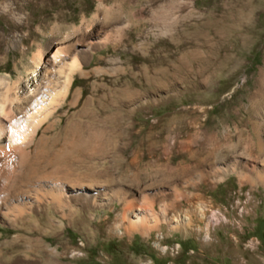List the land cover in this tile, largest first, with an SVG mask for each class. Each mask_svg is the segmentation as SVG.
Segmentation results:
<instances>
[{
    "label": "rangeland",
    "instance_id": "obj_1",
    "mask_svg": "<svg viewBox=\"0 0 264 264\" xmlns=\"http://www.w3.org/2000/svg\"><path fill=\"white\" fill-rule=\"evenodd\" d=\"M73 55L80 69L67 102L80 89L76 105L63 103L35 133L8 119L51 154L74 123L104 128L107 145L84 159L101 174L65 185L64 216L29 195L16 218L1 201L0 264H264V185L252 171L264 169V0H0V100L42 68L58 90ZM122 88L137 95L120 100ZM2 161L0 197L13 175ZM124 199L187 224L116 232Z\"/></svg>",
    "mask_w": 264,
    "mask_h": 264
},
{
    "label": "bare ground",
    "instance_id": "obj_2",
    "mask_svg": "<svg viewBox=\"0 0 264 264\" xmlns=\"http://www.w3.org/2000/svg\"><path fill=\"white\" fill-rule=\"evenodd\" d=\"M200 53L201 52H190L188 55L189 60L199 59ZM59 55L60 54L56 52L52 55V61L54 63L59 62ZM33 61L35 69L42 67L40 59L36 58ZM63 68L60 72L64 71ZM67 68L64 82L58 90H56L57 86L55 83L51 81L49 75L50 69L42 68L38 75H36L37 77L35 76V79L25 84V89L14 91L12 88L7 89L6 87L2 99L0 100V156L3 158L1 167L5 172L13 173L11 176H5L6 186L2 193L3 195L0 197V204L2 202L5 203L6 200H10V205L6 208L8 211H11L16 218L29 211L32 205L30 198L34 199L32 201L37 203L49 204L53 208L61 211L63 216L66 215L65 209L68 208V204L65 200L67 191L65 185L71 189L81 188V186H86V184H84L85 182L93 181L101 174L97 175L96 168L93 169L97 165L85 164L84 159L86 156L93 155L95 152H101L105 145H107L105 138L106 131L104 128L74 123L72 125L74 131L72 132L71 138L60 147L59 151L53 154L49 153L47 150L48 145L43 142H39L35 145H31L29 141L25 142L26 129H17L20 125L19 127L21 128L28 127V132L35 133L39 125L44 122L50 114L57 112L58 108H60L63 103L67 102L70 88L73 84L72 74L77 68L80 69L79 59L76 55L72 56V62ZM20 81L21 77L13 83L17 85ZM81 94V90L77 89L67 104L69 106L76 105L81 98ZM136 95L137 92L135 90L131 88H122L118 95V99L122 100L126 97L133 99ZM8 102L13 103V105L10 106L11 114L8 113L6 109L7 106H5ZM10 116H13L16 123L18 122L19 125L16 126L17 128H15L13 124L15 122H10L12 118L9 121L8 118H10ZM7 129H9L8 134ZM55 146L57 145L52 144L49 148ZM14 152H17V158H15ZM243 166L248 167V163L244 162ZM16 167H18L19 170L16 169ZM255 167L256 166H252L254 178L261 181L264 185V169H256ZM230 169L237 174L238 178H245V180L246 178L250 179L249 175L239 169L236 164H232ZM39 170L40 172L38 173ZM223 171L225 170L219 169V167L216 166L212 171V175L216 177V179L223 178ZM199 175L207 181V176H204L201 172ZM87 184L90 183L87 182ZM29 195L32 197L26 200V197ZM93 200L95 199L93 198ZM13 201H18V203L24 201L20 203L23 204V206H19L18 203H14ZM27 203H29V205L25 206ZM199 214L201 220H204L206 226L209 227V225L212 224V220L206 218L205 206L200 207ZM181 221L186 225L188 217L182 214L176 215L171 213L164 206H161L160 209L156 211L149 203L139 204L132 199H124L122 211L116 221L115 231L117 232L119 230L122 233L138 231L143 235L149 236L150 232L157 228L162 222L172 228H176ZM162 236L163 235L159 234L156 246L164 250L160 244Z\"/></svg>",
    "mask_w": 264,
    "mask_h": 264
}]
</instances>
